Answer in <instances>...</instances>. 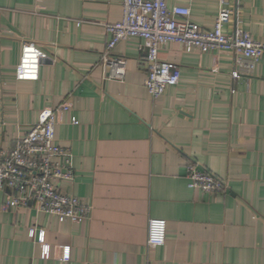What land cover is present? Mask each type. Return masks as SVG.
Here are the masks:
<instances>
[{
  "label": "crops",
  "instance_id": "obj_1",
  "mask_svg": "<svg viewBox=\"0 0 264 264\" xmlns=\"http://www.w3.org/2000/svg\"><path fill=\"white\" fill-rule=\"evenodd\" d=\"M230 3L224 32L239 27L264 41V0ZM167 6L189 7L202 28L218 9L217 0ZM121 18L122 0H0V151L43 107L69 104L55 135L71 150L74 176L60 187L91 205L88 219L59 222L32 203L5 208L9 191L0 190V264H264V53L232 78L233 51L169 43L159 57L179 67V82L152 98L141 38L113 49L126 59L122 80L101 64L106 24ZM24 42L46 54L35 81L14 78ZM192 162L222 179L225 192L189 188ZM151 218L166 221L155 248L146 245ZM40 230L49 259L39 256Z\"/></svg>",
  "mask_w": 264,
  "mask_h": 264
},
{
  "label": "built area",
  "instance_id": "obj_2",
  "mask_svg": "<svg viewBox=\"0 0 264 264\" xmlns=\"http://www.w3.org/2000/svg\"><path fill=\"white\" fill-rule=\"evenodd\" d=\"M218 9L211 28H202L190 18L187 6L168 8L167 0H122V18L106 24L108 39L101 54V64L106 76L122 80L126 59L113 53L116 44L128 37L143 40L146 78L144 86L152 98L163 94L168 86L179 82V67L160 59V49L169 43H180L186 51L195 48L200 52L231 50L236 53L237 68L232 78L241 70L250 72L264 53V41H258L239 27L231 33L224 25L233 14L230 0H217ZM44 51L32 42L21 46L19 61L14 68L16 81H35L39 78ZM69 104L55 108L43 107L38 120L29 130L15 139L13 146L0 151V190H8L5 208L32 203L37 211L54 214L59 222L79 223L90 217L91 205L71 193H64L60 185L73 180L74 166L71 150L56 142L55 129L60 112H68ZM73 124H78L74 116ZM187 186L208 194L224 193L225 182L203 166L192 162L186 166ZM35 230H29L34 236ZM166 238V221L151 218L147 225L146 245L162 246ZM39 256L49 259L50 246L44 242V230L37 235Z\"/></svg>",
  "mask_w": 264,
  "mask_h": 264
}]
</instances>
